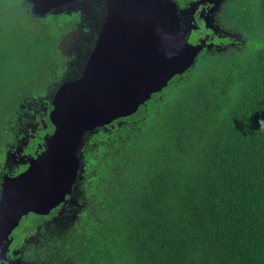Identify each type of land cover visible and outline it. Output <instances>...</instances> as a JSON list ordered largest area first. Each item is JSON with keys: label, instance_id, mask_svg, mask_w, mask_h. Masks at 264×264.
<instances>
[{"label": "trees", "instance_id": "trees-1", "mask_svg": "<svg viewBox=\"0 0 264 264\" xmlns=\"http://www.w3.org/2000/svg\"><path fill=\"white\" fill-rule=\"evenodd\" d=\"M77 3L38 17L28 0H0V172L53 134L52 96L94 47L104 1ZM216 19L223 44L86 136L77 218L40 248L53 264H264V0H223ZM76 30L79 53L64 51Z\"/></svg>", "mask_w": 264, "mask_h": 264}, {"label": "water", "instance_id": "water-1", "mask_svg": "<svg viewBox=\"0 0 264 264\" xmlns=\"http://www.w3.org/2000/svg\"><path fill=\"white\" fill-rule=\"evenodd\" d=\"M28 1L33 15L45 17L79 0ZM103 1L105 17L81 75L65 79L52 96L54 132L44 154L33 157L18 175L2 177L0 240L24 215L46 216L67 196L73 200L86 136L136 114L153 94L188 71L206 46L188 40L195 28L189 19L193 6L181 9L174 0Z\"/></svg>", "mask_w": 264, "mask_h": 264}, {"label": "flooded vegetation", "instance_id": "flooded-vegetation-1", "mask_svg": "<svg viewBox=\"0 0 264 264\" xmlns=\"http://www.w3.org/2000/svg\"><path fill=\"white\" fill-rule=\"evenodd\" d=\"M222 2L223 0H193L187 2V5L181 8L186 9L193 6V13L189 19L195 28L192 29V32L189 35L188 40L190 43L199 45L205 42V47H209V45L214 47L219 44L217 41L221 39L220 44H223L224 37L229 35V33L220 28L219 21L216 19L218 9ZM16 152L21 154L20 157L23 160L25 159L24 162H20L19 164L24 167V169L19 172L21 173L28 168L26 163H28L33 157L43 155L45 150L41 146L40 151L28 156L25 152L23 153L21 148L13 152V154H16ZM13 154L7 160V165L9 167L7 170L9 172H6L4 169L0 172V197L2 177L6 174L14 177L19 174L13 170L14 167L21 168V166L13 163ZM26 159L29 161H26ZM59 206V212L57 213L56 211V214L54 211L57 207L46 216L33 213L24 215L21 218L18 227L12 231L7 239L0 240V264H53L49 255L44 254L40 249L47 239H49L47 233L57 226V228H59L58 235H61L63 232L62 228L69 226L67 225V222L70 221V214H73V220H75L77 218L78 209H80L77 197L74 193L73 200L67 196L66 201ZM67 214H69V217ZM58 215L62 218L61 221L56 217ZM62 264L75 263L67 259L65 262L63 261Z\"/></svg>", "mask_w": 264, "mask_h": 264}, {"label": "rangeland", "instance_id": "rangeland-1", "mask_svg": "<svg viewBox=\"0 0 264 264\" xmlns=\"http://www.w3.org/2000/svg\"><path fill=\"white\" fill-rule=\"evenodd\" d=\"M73 5H78V3H73L71 6H73ZM70 6V7H71ZM68 6H63V7H61V8H59L60 10H62V9H64V8H67ZM69 8V7H68ZM74 10H76L75 8H74ZM70 11H72V10H70ZM87 25V24H86ZM87 26H89V27H92V25L89 23ZM99 31V30H98ZM76 33H81V32H77V30L72 34V33H70V34H68V36L63 40V47H64V51H66V52H78L79 53V49L77 50V46L73 43V36L75 37V34ZM98 33V32H97ZM79 39H81V41L83 42H85L86 44H87V42H89L90 41V37H89V35H84V34H80L79 35ZM77 59V58H76ZM76 61V60H75ZM76 66H77V63H76ZM33 136V135H32ZM49 138V137H48ZM47 138V139H48ZM46 142V141H45ZM43 148H44V150H45V144L43 145ZM19 152H20V150H19ZM19 152H16V154H13V156H14V160H12L13 161V163H15V164H17V165H19L20 164V162H24V160L20 157L21 156V154L19 153ZM27 153V152H26ZM26 161H29L28 159H26ZM19 166H22V165H19Z\"/></svg>", "mask_w": 264, "mask_h": 264}, {"label": "clouds", "instance_id": "clouds-1", "mask_svg": "<svg viewBox=\"0 0 264 264\" xmlns=\"http://www.w3.org/2000/svg\"><path fill=\"white\" fill-rule=\"evenodd\" d=\"M259 125H260V130H264V120H259L258 121ZM75 190H73L74 193Z\"/></svg>", "mask_w": 264, "mask_h": 264}]
</instances>
